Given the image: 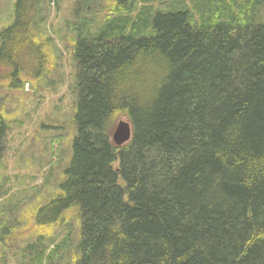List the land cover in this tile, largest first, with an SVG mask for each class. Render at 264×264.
Here are the masks:
<instances>
[{"label": "trees", "instance_id": "obj_1", "mask_svg": "<svg viewBox=\"0 0 264 264\" xmlns=\"http://www.w3.org/2000/svg\"><path fill=\"white\" fill-rule=\"evenodd\" d=\"M55 1H17L0 73ZM71 17L78 135L62 192L37 211L62 231L23 243L44 193L4 192L0 261L264 264V0H77ZM121 117L133 136L118 146ZM8 125L0 111V137Z\"/></svg>", "mask_w": 264, "mask_h": 264}, {"label": "rangeland", "instance_id": "obj_2", "mask_svg": "<svg viewBox=\"0 0 264 264\" xmlns=\"http://www.w3.org/2000/svg\"><path fill=\"white\" fill-rule=\"evenodd\" d=\"M17 1L0 0V31L13 23ZM56 1L47 22L34 29L33 44L20 56L1 63L8 68L0 76L9 73L10 77L0 81V111L9 124L0 137V196L9 192L8 196L17 200L24 186L33 190V185L44 193L24 212L21 227L30 224L35 227L23 237V243L33 241L39 231H43L46 240L62 231V224L49 221L52 214L44 213L39 218L37 211L62 192L78 135L75 120L79 102L75 86L77 64L73 47L64 37L77 0ZM1 40L0 35V45ZM14 76L17 80L11 84ZM121 119L127 120L126 117ZM32 190L29 195L34 194ZM70 215L76 251L81 232L79 207L71 209ZM37 218L47 223H40ZM12 264L16 262L12 260ZM61 264H71V258L65 257Z\"/></svg>", "mask_w": 264, "mask_h": 264}, {"label": "water", "instance_id": "obj_3", "mask_svg": "<svg viewBox=\"0 0 264 264\" xmlns=\"http://www.w3.org/2000/svg\"><path fill=\"white\" fill-rule=\"evenodd\" d=\"M133 135L132 124L129 120L119 119L113 131L112 139L116 145L121 146L131 140Z\"/></svg>", "mask_w": 264, "mask_h": 264}]
</instances>
